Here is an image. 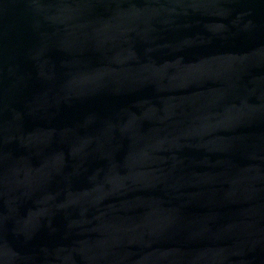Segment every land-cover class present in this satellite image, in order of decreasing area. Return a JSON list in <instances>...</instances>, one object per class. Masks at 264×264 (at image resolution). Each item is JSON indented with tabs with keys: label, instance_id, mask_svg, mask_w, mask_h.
I'll return each mask as SVG.
<instances>
[{
	"label": "water",
	"instance_id": "1",
	"mask_svg": "<svg viewBox=\"0 0 264 264\" xmlns=\"http://www.w3.org/2000/svg\"><path fill=\"white\" fill-rule=\"evenodd\" d=\"M0 264H264V0H0Z\"/></svg>",
	"mask_w": 264,
	"mask_h": 264
}]
</instances>
